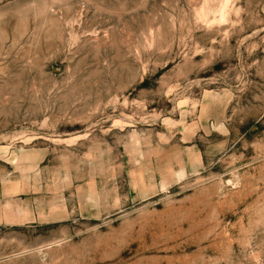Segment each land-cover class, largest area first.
<instances>
[{
    "label": "rangeland",
    "instance_id": "374dc122",
    "mask_svg": "<svg viewBox=\"0 0 264 264\" xmlns=\"http://www.w3.org/2000/svg\"><path fill=\"white\" fill-rule=\"evenodd\" d=\"M0 264H264V0H0Z\"/></svg>",
    "mask_w": 264,
    "mask_h": 264
}]
</instances>
